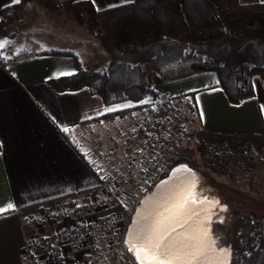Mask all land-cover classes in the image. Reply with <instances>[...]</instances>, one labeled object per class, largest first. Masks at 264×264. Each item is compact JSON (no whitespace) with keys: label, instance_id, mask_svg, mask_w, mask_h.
<instances>
[{"label":"crops","instance_id":"1","mask_svg":"<svg viewBox=\"0 0 264 264\" xmlns=\"http://www.w3.org/2000/svg\"><path fill=\"white\" fill-rule=\"evenodd\" d=\"M75 1L78 0H60L62 19L68 18L70 23L59 26V31L61 34L82 32L86 36V32L71 23L69 8ZM88 1L99 10L133 0ZM46 2L45 7L49 4L50 8H47L51 9V3ZM239 2L253 4L264 3V0ZM11 4L12 0H0V19L1 10ZM33 13L31 1L16 13L18 20L24 19L21 26L14 29V25H7L0 31V42H3L0 44V208L7 209L0 211V264H27L26 247L30 243L40 261L46 264L43 246L32 242L37 237L56 232L63 219L33 221L45 204L74 202L77 205L75 221L105 216L114 211L116 205L111 200L100 207V198H104L108 191L78 139L86 137L90 128L99 126L100 120L94 118L136 105L130 100L104 104L99 95L87 88L54 90L48 83L49 79L75 73L77 59L83 63L90 55L83 44L74 50L76 43L70 39L72 37L64 35L56 41L58 34L41 36V31L32 24L36 20ZM52 13L50 11L48 20L37 21L38 24L44 22V29L50 33L53 31L50 26L58 31L56 23H51ZM47 50L63 54L44 53ZM23 54L28 55L20 57ZM105 62L106 54L100 47V70ZM218 84V74L210 70L166 80L160 89L166 97L182 96L187 102L189 100L196 115L197 144L206 148L208 156L212 153V159L226 146L230 151L242 149L248 157H259L260 152H264L261 79L252 77L254 96L239 104L229 103ZM128 143L130 145L132 140ZM133 152L139 155L138 151ZM136 155L130 159L134 166L131 175L141 178L143 174L147 175L151 164H133V161L142 159ZM149 159L151 162L158 160L153 156ZM175 159L167 156L160 159L163 164L154 169L155 175L167 162ZM152 175L150 173L143 183L141 179L134 182L137 186L149 188ZM143 187L139 189L142 194L147 191ZM95 203H99L96 208L93 206ZM9 204L13 207L7 208Z\"/></svg>","mask_w":264,"mask_h":264},{"label":"trees","instance_id":"2","mask_svg":"<svg viewBox=\"0 0 264 264\" xmlns=\"http://www.w3.org/2000/svg\"><path fill=\"white\" fill-rule=\"evenodd\" d=\"M29 1L21 0L1 10L0 31ZM49 1L52 8L60 10V0ZM70 12L98 39L107 62L102 70L95 71L84 68L77 59L75 73L48 80L56 91L87 88L104 104L124 100L138 103L145 97L156 100L166 80L211 70L218 74V85L231 104L254 96V76L261 79L264 94V3L133 0L98 10L90 1L78 0L70 5ZM44 53L63 54L56 50ZM121 113H107L94 120H111ZM260 208L264 205L245 209ZM262 219L264 214L248 212L235 222L231 237L227 236L232 254L240 250L246 257L242 264L264 261H258L264 253ZM251 242L252 249L245 254V245Z\"/></svg>","mask_w":264,"mask_h":264},{"label":"rangeland","instance_id":"3","mask_svg":"<svg viewBox=\"0 0 264 264\" xmlns=\"http://www.w3.org/2000/svg\"><path fill=\"white\" fill-rule=\"evenodd\" d=\"M31 1L35 13L33 15L36 16V20L32 23L28 18L30 21L28 24H35L37 30L41 31L39 32L41 36L58 34L56 41H60V38L64 35L67 38L72 37L70 39L76 43L74 50L79 49V46L82 47L83 44L88 50L90 58L87 59L88 61L81 62V65L87 69L100 71L99 41L93 33H90L76 22L70 12V8L71 23L88 35L84 36L82 32L79 34L63 32L61 34L59 26L62 27L70 23L68 18L66 20L62 19V8L60 7V10H55L51 6L52 10H48L50 5L47 4L45 7L46 0H30L29 2ZM48 2L50 3L49 0ZM50 11L54 15L53 17L51 16L53 18V21L51 20L52 25L56 23L55 26H58V31L50 26V29L53 30L52 33L44 29V26H46L42 25L45 24L44 22L38 24L42 19H49ZM16 16L18 15L16 14ZM16 16L10 24L14 25V29L24 23V19L22 21L18 20ZM54 17H57V19ZM66 40L68 41V39ZM93 41L94 43L92 44ZM135 106L139 107L136 108ZM127 109L132 110L125 112ZM119 111L123 113L113 117L111 120H100L98 127L95 128L94 126L93 129L90 128V131L86 132V137L78 139L79 143L82 142L81 145L84 151L86 148L88 160L101 175L108 191L104 198H100V207L106 202H110L109 200L116 207L108 215L95 216L89 219H106L109 225L101 227L94 234L81 236L72 243L69 242L62 245L66 264H137L126 251L122 237L128 217L138 197L142 194V190L139 189L143 186H137L134 181L141 179L143 183L144 179H148L149 174L152 173L153 175L150 177L151 180L149 182L152 184L165 169H168L175 162L187 163L196 171L201 183L200 193L205 192L208 195L218 196L220 201H223L227 205V211L224 212L223 216H220L221 223L214 226V233L219 237L218 241L220 244L230 245V239L227 236L231 237L234 224L241 216L252 211L264 214V208L245 209L247 206L256 207V205H264V152H260L259 157H248L242 149L230 151L226 146L219 150L218 154L214 155L215 159H212L213 154L210 153L211 156H208L205 151L206 148L197 144L198 127L194 107L189 100L187 102L182 96L166 97L161 92L156 100H153L151 97H145L141 102L136 103V105L123 108ZM98 134L100 135L99 141H97ZM116 138H120L121 140L116 141ZM114 140V144H111V141L113 142ZM130 140H132V143L129 145L128 142ZM133 150L138 151L139 155H136V153L132 154L134 153ZM133 155H136L137 158L142 156L141 161H133V164H140L141 166L145 162L148 165L151 164L150 170L146 171V176L143 174L141 178H136L131 175L134 166L130 159H132ZM145 155L147 157L144 161ZM150 156L157 157L158 160L153 159L151 162ZM166 156L176 159L167 162L160 170V173L155 175L154 169L159 168V164H163L160 159ZM248 174H251V177H248ZM146 188L148 191L147 186L143 187V189ZM246 190L250 192H244ZM106 197H110L111 199H106ZM53 204L74 207L71 218L60 217V219H63V224L57 228V231L62 230L70 222H81L73 220L77 211V205L74 202H57ZM53 204H45L43 207L52 206ZM98 204L95 203L93 205L94 208ZM42 220L46 219L35 218L33 221L40 222ZM261 221L264 223L263 219ZM49 234H55V232ZM43 236H40V238ZM40 245L45 250V262L48 264V246L44 243H40ZM252 246V242L245 245V254L250 253L249 251L252 249ZM230 248L232 250V246ZM245 259L246 257H244L243 253L238 250L237 252H233L231 264H242ZM259 260H264V253L258 256ZM261 264H264V261Z\"/></svg>","mask_w":264,"mask_h":264},{"label":"bare ground","instance_id":"4","mask_svg":"<svg viewBox=\"0 0 264 264\" xmlns=\"http://www.w3.org/2000/svg\"><path fill=\"white\" fill-rule=\"evenodd\" d=\"M200 190L196 171L178 162L137 200L123 236L137 264H231L230 246L214 233L227 205Z\"/></svg>","mask_w":264,"mask_h":264},{"label":"built area","instance_id":"5","mask_svg":"<svg viewBox=\"0 0 264 264\" xmlns=\"http://www.w3.org/2000/svg\"><path fill=\"white\" fill-rule=\"evenodd\" d=\"M74 207L62 204H53L43 207L35 218H71ZM109 225L106 219H96L81 222H70L62 230L55 234L45 235L42 238L37 237L32 242L34 244L44 243L48 246V264H66L62 245L75 241L81 236H87L96 233L101 227ZM27 264H44L40 261L33 245L30 243L26 247Z\"/></svg>","mask_w":264,"mask_h":264},{"label":"snow or ice","instance_id":"6","mask_svg":"<svg viewBox=\"0 0 264 264\" xmlns=\"http://www.w3.org/2000/svg\"><path fill=\"white\" fill-rule=\"evenodd\" d=\"M21 2V0H12V3L13 4H17V3H20ZM93 2H94V0H93ZM3 42H0V44H2ZM13 207V205L12 204H9V205H7V208H12ZM7 209L6 208H0V211H6Z\"/></svg>","mask_w":264,"mask_h":264},{"label":"water","instance_id":"7","mask_svg":"<svg viewBox=\"0 0 264 264\" xmlns=\"http://www.w3.org/2000/svg\"><path fill=\"white\" fill-rule=\"evenodd\" d=\"M152 186H153V185H152ZM151 189H152V187H151L149 190H151ZM140 196H142V194H141ZM140 196L138 197V199H137V200H140V199H139V198H140ZM136 203H137V202H136ZM136 203H135V204H136ZM134 206H135V205H134ZM133 208H134V207H133ZM132 212H133V209H132L131 213H132ZM131 213H130V214H131ZM130 218H131V217L129 216V217H128V220H129ZM124 232H125V228H124V231H123V235H122V237L125 235V233H124Z\"/></svg>","mask_w":264,"mask_h":264},{"label":"clouds","instance_id":"8","mask_svg":"<svg viewBox=\"0 0 264 264\" xmlns=\"http://www.w3.org/2000/svg\"><path fill=\"white\" fill-rule=\"evenodd\" d=\"M217 239H218V237H217ZM230 246V245H229Z\"/></svg>","mask_w":264,"mask_h":264}]
</instances>
